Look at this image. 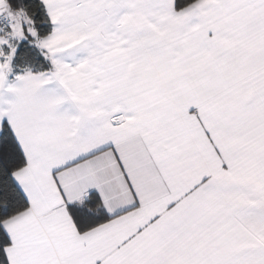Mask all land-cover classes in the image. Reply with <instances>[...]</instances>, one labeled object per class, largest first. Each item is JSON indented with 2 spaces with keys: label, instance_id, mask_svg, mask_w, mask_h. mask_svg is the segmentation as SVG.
I'll list each match as a JSON object with an SVG mask.
<instances>
[{
  "label": "snow or ice",
  "instance_id": "obj_1",
  "mask_svg": "<svg viewBox=\"0 0 264 264\" xmlns=\"http://www.w3.org/2000/svg\"><path fill=\"white\" fill-rule=\"evenodd\" d=\"M0 264H264V0H0Z\"/></svg>",
  "mask_w": 264,
  "mask_h": 264
}]
</instances>
